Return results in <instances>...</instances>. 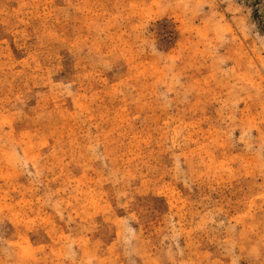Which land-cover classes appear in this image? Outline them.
Instances as JSON below:
<instances>
[{"label": "rangeland", "instance_id": "374dc122", "mask_svg": "<svg viewBox=\"0 0 264 264\" xmlns=\"http://www.w3.org/2000/svg\"><path fill=\"white\" fill-rule=\"evenodd\" d=\"M0 264H264V0H0Z\"/></svg>", "mask_w": 264, "mask_h": 264}]
</instances>
